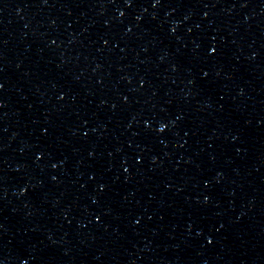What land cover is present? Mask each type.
Instances as JSON below:
<instances>
[{
  "label": "water",
  "instance_id": "1",
  "mask_svg": "<svg viewBox=\"0 0 264 264\" xmlns=\"http://www.w3.org/2000/svg\"><path fill=\"white\" fill-rule=\"evenodd\" d=\"M176 0H0V264H188Z\"/></svg>",
  "mask_w": 264,
  "mask_h": 264
}]
</instances>
